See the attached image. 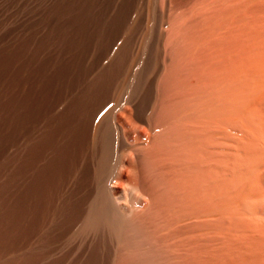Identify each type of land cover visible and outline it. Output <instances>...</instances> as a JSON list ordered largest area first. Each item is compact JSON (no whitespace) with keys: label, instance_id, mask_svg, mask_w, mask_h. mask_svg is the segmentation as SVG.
Segmentation results:
<instances>
[{"label":"rangeland","instance_id":"rangeland-1","mask_svg":"<svg viewBox=\"0 0 264 264\" xmlns=\"http://www.w3.org/2000/svg\"><path fill=\"white\" fill-rule=\"evenodd\" d=\"M211 1L0 0V264H71L70 260H72V258H87L88 251L86 252L87 254L84 255L82 250L76 249V247L84 240L89 244L92 239L91 236L93 237V233L79 234V231L76 230L78 225L74 228L72 227L74 226L73 220L79 215L80 207L84 205L87 200V195L92 190L96 172L95 169H97V167L94 168V166H98L97 159L99 158L97 157L99 155V144L96 143L100 141L97 137L98 135L94 134V131L95 129L97 131L99 130L105 117L109 116L108 119L112 125L115 123L114 118L121 116V121L125 123L124 125L126 127L124 132L122 127H119V130H117L115 125H112V128L117 130L115 131L117 134H114L116 140L114 139L113 143L114 158L115 164L119 162L118 166H120L121 162L128 165L129 156L132 157L133 155L129 152L131 149L129 151L127 150L130 146L129 142L125 141V139L128 140L130 138L131 143L136 137H145L150 133L148 132L150 130H148L149 123H147V119H149V116L151 117V114H154V110L157 107L159 92L163 91V67H165V63L169 62L170 53L174 50L173 47L172 49L171 47H167L169 46L167 39L172 37V35L174 39L182 34L187 35L184 31L178 34V28L181 19L185 16V12L195 3H210ZM232 1L233 0H231V3L227 4L229 7V4H232V7L228 8L227 11L229 12L230 9L234 11L230 14L227 12L229 15H232V17L228 15L229 17L227 18H232L234 21L238 19L237 17L239 15H242L240 12L238 13L237 10H242L244 12L247 10H243L242 8L239 9L240 6L237 7L238 5L235 3L236 0L233 1L234 4ZM258 1L255 0L253 3L257 2L258 4ZM236 7L238 9H236ZM178 10L181 11L178 12ZM235 12L237 14H235ZM247 12L249 14V11ZM259 17L262 18L263 15ZM239 21L242 22L238 24L236 22L235 25L237 27L238 25H244L243 20ZM229 22L230 21L227 23V29L230 27L229 25H231ZM262 37H264V35ZM175 43L178 44H176L177 46L174 48L181 47L180 39L179 42L176 41ZM228 49L227 43V50ZM228 55L229 53H227V56ZM229 57L230 56H228L227 59ZM165 59L166 61H164ZM257 60L255 62H257ZM230 64L228 66L227 61V72H230L232 68ZM256 69L255 66V71H257ZM261 72L262 71H260V73ZM97 77L101 78L100 87H98L101 93L97 92L98 89L96 90L91 87ZM251 78L253 79V76H249V79L245 82L247 85L249 84L248 82H250V86L245 85V88L246 86L247 88L244 89L246 90L245 94L250 91L248 96L254 94L253 90H255L256 87V81H251ZM251 84H253V87H251ZM239 89H236V96L240 94V92L237 91ZM248 89H252V92L251 90L248 91ZM240 97H242V95ZM260 97L264 98V94ZM256 100L254 99L252 100L254 102L251 101V103H249L250 106L253 103V106L250 108H248L249 104H247L246 108L248 109H246L247 112L245 114L243 112L244 106H242V113H240L241 110L239 111V109L241 108L237 107H241V105H239L241 103H239L234 107L237 109H234V114L231 115L232 117L230 116L231 118L228 120L229 122L239 121L238 123L241 125L243 123L242 126L238 124L241 128L244 127L243 129H238V125L234 127V125L229 126L230 124H227L229 128H237L240 133L246 130V134L241 135L237 133L239 132L237 129H234L238 134L237 140L239 144L237 145L239 147L233 144L228 148L227 145V176L229 178H227V187L223 191L225 193L222 194L224 197H222L221 200L226 208L228 207L226 212V215H228V225L233 217L231 216V218H229V215H232L233 211V214L237 213L236 211H240L239 215H243L245 218H248V214H250V218L248 219L250 221L249 223L245 221L247 220L245 218H242L244 221H240L239 223V225L245 227L246 230L241 228L242 226L235 228V225L239 226L236 223L233 229V223L228 227L231 229L227 228L230 230V232L227 230V233H229V235L227 234V237H229L228 240L234 238L232 235L236 236L235 234H238V237L232 240V245L229 244L231 240H229V243L227 242L229 246L227 247V260H229L227 264H257L259 260L258 264H264V250H262L264 249V213H261L262 211L264 212V200L263 204L259 203V198L261 197L262 199V196L264 197V183L261 182L264 177L261 178V176L259 179V175L264 176V160L260 162V165L263 163V167L259 165V167L263 168V170L261 169L263 173H258L257 166L255 172L250 171V175L245 176L243 171L235 167L241 155L245 156L249 167L250 165L252 166L254 161L259 157L255 155V148L246 149L245 146L250 140L255 143L257 141L261 143L264 140V133L261 134L264 132V122H262L264 111L261 114L259 111H255L257 107L261 105V101L262 103L264 102L263 99L259 102ZM255 101L258 102L259 105H254L256 103ZM91 102L96 103L92 105ZM76 103L77 106H75ZM93 106L96 107V109L92 108ZM152 106L156 107L153 108ZM262 107L264 110V105ZM254 108L256 109L254 110ZM95 110H97V112H95ZM248 110H250L249 113ZM253 110L258 112L260 116L263 115L261 119L256 118L257 113L253 114ZM127 112L129 114H127ZM90 113L96 114H93L94 116L91 117ZM252 114L256 116H253L254 120L257 119L259 125L262 124V129L260 126H257V122L255 123L254 120L247 121L253 118L250 117ZM74 116L79 118L81 124L89 122L92 118L93 120L91 119V122L93 128L89 138L90 141H88L89 139L87 140V142L90 143L86 144L87 142H85L86 145L75 143V149L77 151L75 150V153L72 152V157L67 149L70 146L72 147L73 144L70 145L68 144L69 142L65 143L70 138L68 132L66 136L65 128L69 120ZM234 116L240 119L236 121L235 119L237 118ZM142 118H145L144 120L146 121ZM246 118L247 120H245ZM242 119L244 122L246 121V124ZM96 122L98 123L95 124ZM131 122H133V124H131ZM234 122L233 124H235ZM249 122L252 123L249 125L250 128L247 126ZM253 124H256V127H258L257 130L260 129L262 132L257 133L255 125ZM95 125L97 127H95ZM135 125H137L136 132H133L135 131V127L133 128L132 126ZM137 127L139 130H137ZM245 127L248 128V130L245 129ZM230 130V132L234 131L232 129ZM255 132L259 135H255ZM236 133L233 132L235 138L237 135ZM247 134H249L250 138ZM244 135H246V137ZM256 136L260 138L261 141L258 140ZM239 137H241V139ZM126 142L128 143L126 144ZM228 143L229 141H227V144ZM263 143L264 142H262V144ZM254 146L257 147V145ZM261 148L264 152V147L262 146ZM250 149L253 150V152L250 151ZM235 150H237L236 154ZM230 151L234 152L231 153ZM231 158L234 161H232ZM249 159L252 160V162ZM58 162L59 164H57ZM232 165H234L233 168ZM125 168L120 166L118 170L122 171L121 169H123L122 172L127 173ZM73 170L74 172H72ZM247 170H249V168H247ZM38 171H40V174L43 172L44 175L36 181L34 177ZM229 173L231 174L229 175ZM258 179L260 180L259 182ZM229 180H231V182ZM34 182L38 184L37 186L35 185L36 187L33 184ZM28 185L33 186L34 191H36L33 192L34 194L30 192L26 194L27 198L29 197L28 199L24 196V198L18 200V197L16 198V196H13L15 193L19 192L23 186L24 188H26L25 186L28 188ZM18 186L20 189H18ZM25 190L26 189H23V191ZM248 195L252 196L248 197ZM244 196L248 197L250 200H253V198L257 196V199L251 202L247 198L246 202V200L244 201L243 199L245 198ZM25 199L26 201H24ZM240 202H245V204L242 203L241 206ZM250 204L251 207L248 206ZM258 204H260V207L257 206ZM238 205H240L241 209L237 207ZM232 207L238 208V210ZM245 207L247 208L246 212L243 211ZM258 208L261 209L259 210ZM36 209L38 211H36ZM28 211V214L25 213ZM24 214L27 215V218L30 217L27 219L29 223L26 222L24 226L16 224V222L19 221L18 219L21 216L23 217ZM251 214H255V216ZM218 216H220V214ZM235 216H237V214H235ZM219 218L220 217H218V219ZM239 218L241 219V217ZM215 219L217 220V218L213 220ZM233 219L235 218L233 217ZM255 222L256 224H254ZM225 224L222 225L224 226ZM246 224L249 225V227L246 226ZM252 224L253 227L251 228ZM40 225L42 226L41 228H39ZM66 225L69 226L68 229ZM237 229H241V231L244 230L243 234L246 232L249 233L248 236L246 234L241 235L242 232L239 230V232H241L239 233ZM231 230H237V233ZM71 233H73V235H71ZM85 235H89L91 239H87ZM251 235H254L258 240ZM237 238H239V241ZM250 238H253V240L251 241ZM259 238L261 239L260 241ZM247 239H249V241ZM69 242L75 243L69 244ZM240 242L243 245L240 244ZM113 243L114 242L109 240L107 245L109 249H111L110 246H112L113 253H116L118 248L116 249V242L114 245ZM238 243L241 248H239ZM248 243H250V246ZM234 244L236 246H234ZM63 250L65 251L64 253L62 252ZM72 250H74L72 252L73 254L70 255V251ZM76 251L77 253H75ZM232 256L234 258H232ZM59 258L61 262L56 263L57 260L60 261Z\"/></svg>","mask_w":264,"mask_h":264},{"label":"bare ground","instance_id":"bare-ground-1","mask_svg":"<svg viewBox=\"0 0 264 264\" xmlns=\"http://www.w3.org/2000/svg\"><path fill=\"white\" fill-rule=\"evenodd\" d=\"M254 1L255 0H236L235 3L238 5L236 6H240L239 9L242 8L243 10H247L249 11V14H251L249 15L247 11H245L247 13L246 14L242 10H237V12H240L242 15H239L237 17L238 19L234 21L232 18V20L227 18L229 16L232 17V15L229 14L234 11H231L232 9H230L229 12L227 11L228 8L232 7V4H229L230 7L227 5L228 3H231V0H214L210 3L198 2L192 5L189 10L185 12V16L181 19V23L178 28V34L184 31L187 35H179L180 38L175 36L177 38H175L176 40L172 35V37L167 39L169 45L167 47H171V49L173 47L174 50L170 53L169 62L165 63L166 65L163 67V91L159 92V98H157L158 104L156 102L157 107L155 106V108L152 106L155 108V112L154 114H151V117L149 116V119H147V123H149L148 130H150L147 131L150 133L147 136L144 135L145 137L137 135L139 137H136L131 143L130 138L128 140L125 139V141L129 142L130 146H128L129 149L127 148V150L129 151L131 149L129 152L133 155L132 157L129 156L128 165H125L122 162L120 164V166L124 168L126 167L125 170H127V173L122 172L123 169H121L122 171L118 170L120 167L118 166L119 162L115 164L114 158L113 143L115 139V131L119 130V127L123 128V132L126 129L124 125L125 123L121 121V116L115 117V123L112 124L115 125L117 130L112 128L108 119L109 116L104 118L98 131L95 129L94 134L98 135L97 137L100 141L99 143H96L99 144V155L97 153V158H99L97 159L98 166L96 164V166H94V168L97 167V169H95L96 172L94 171L95 176L92 190L87 195V200L84 205L80 207L78 213L79 215L73 220L74 226L72 227L74 228L78 225L76 230L79 231V234L93 233V237L91 236V239L89 238L90 234L88 236L85 235L87 239H91L89 244H87L85 240L81 241L78 246L75 244L77 246L76 249L82 250L84 255L88 254L86 259L84 257H76V259L71 257V264H227V261H229L227 260V247H229L228 243L229 240H231H228L229 237H227L229 235L227 230L231 229L228 227L229 225H232L231 223H233V227L231 226L233 229L235 223L239 225L240 221H244L242 218H245L243 215H239L240 211H236L237 213L234 214L233 211L232 215H229V218L233 216L235 219L232 217L231 222L229 221L228 225V215H226L228 207L226 208L221 200V198L224 197L222 194L225 193L223 191L227 187V178H229L227 176V145L229 148V146L233 144H235L234 146L239 144L237 140V133H240V131L238 129L244 128H241L238 125L240 124L238 123L239 121H237L240 119L239 117L234 116L237 118L235 119L237 122L233 121L235 124H233V122H229L228 120L235 112L234 107H236L239 103H241L239 104L241 107H237L241 108L239 109V111L241 110L240 113H242V106H244L245 108L243 112L245 114L247 112L246 109L253 106V103L251 106L249 104L252 100H256L258 98L256 101L259 102L263 99L264 102V98L260 97L264 94V39H262L264 38L262 37L264 35V0H256L258 1V4L260 2L259 5L257 2H255L256 4L253 3ZM237 7L236 9H238ZM180 11L181 10H178V12ZM235 14L237 13L235 12ZM258 15H263V17L261 18ZM239 20H243L244 25H238L237 27L235 25L236 22L237 24L242 22ZM228 21H230L229 23H231V25L229 26L232 28L229 27L227 29ZM179 39L181 47L174 48L177 46L176 44H178L175 42H179ZM227 43L229 47L228 50ZM227 53H229L228 56H230L228 59ZM256 60L257 62H255ZM164 61H166V59ZM227 61L228 66L231 62L230 65L232 68L230 67V72H227ZM254 65L256 66L257 71H255ZM260 71H262V74ZM251 75L253 76L251 81H256V87L254 86V94H251L252 96H248L250 94L249 90L252 92V89H254H248L249 92H246L247 94H245L246 90L244 89H246L248 85L250 86V82H248V85L245 82L249 79V76L252 77ZM100 79V77H97L91 87L97 90L98 87H100ZM245 85H247L246 88ZM251 87H253V84H251ZM236 89L241 90L237 91L240 92L238 95L239 97L242 95V97H240L241 101L243 99L242 102L239 100V97L236 96ZM97 92H99V89ZM258 102L254 105H259ZM77 103L75 106H77ZM95 103L96 102L92 103V105H95ZM247 104H249L248 108H246ZM260 104L261 105L258 106L259 108H254V110L256 109L255 111H259L261 114L264 111L262 109L264 103L261 101ZM92 108L96 109L94 106ZM249 111L250 110H248V113ZM255 111L253 114L257 113V117L253 114L250 115V117L254 116L261 119V116L263 115L260 116V114ZM95 112H97V110H95ZM93 114H91V117L94 116ZM127 114L129 113L127 112ZM254 117L248 120L246 118L245 120L253 121ZM91 119L85 124H81L79 118L75 116L69 120V123L65 128V134L67 136L68 132L70 134V138L68 136L69 140L65 143L69 142L68 144H73L72 147H69L70 149H67L69 150L70 156L73 157L72 152L75 153V143H81L84 145L90 138L93 128ZM243 119L242 121L244 122ZM263 119L264 118H262V122H264ZM251 122L247 124L248 127L252 124ZM254 122H257V126L261 127L262 124L259 125L257 119H255ZM97 123L98 122L95 124ZM131 124H133V122H131ZM227 124H230L229 126L234 125V127L238 125V129H236L239 132L236 133V129L234 128V130L233 127L229 128ZM253 125H255L257 133L262 132L260 129L257 130L258 127H256V124ZM136 126L137 125L132 126L133 128L135 127V131L133 132H136ZM95 127L97 126L95 125ZM138 127L137 130H139ZM246 127L245 129L248 130ZM230 129L234 130L233 132L237 134L236 138L233 136V132H230ZM244 131L240 134H246V130ZM263 133L264 132L261 134ZM247 135L250 138L249 134ZM255 135L258 136L259 134H256L255 132ZM244 136L246 137V135ZM239 138L241 139V137ZM257 139L261 141L260 138ZM254 140L257 141L256 139ZM88 141H90V139ZM227 141H229L228 144ZM128 142H126V144ZM262 142H264V140ZM262 142L258 143L257 141L256 144L250 140V142L245 145L246 149L255 148V155L259 156L254 161L252 166H248L249 164L245 159V156H239L237 161L238 164L237 166L235 165V167H238L241 171H243L245 176H249L251 172H255L257 166V171H259L258 173H263V163L260 165V162L264 160V152L261 148L262 146L264 147V143L262 144ZM88 143L90 142H87L86 144ZM254 145H257V147ZM237 147L239 146L237 145ZM250 151L253 152L251 149ZM236 152L237 150H235V154ZM250 161L252 162V160ZM57 164H59V162ZM259 165L263 168L259 167ZM233 167L234 165H232V168ZM247 168H249V170H247ZM259 169L262 170L260 171ZM72 172H74V170ZM230 174L231 173H229V175ZM43 175V172L40 174V171H38L34 178H36L37 181V179L39 180V178ZM260 177L263 178L264 176L259 175V179ZM259 179L258 182L260 181ZM229 181L231 182V180ZM261 182L264 183V178ZM33 184L34 186L38 185L35 182ZM25 187L26 188L23 186L17 193L14 192L15 195L13 196H16V198L18 197L17 199L20 200L29 192H36L34 191L33 186H29L28 188L27 186ZM18 189H20L19 186ZM23 189L26 190L23 191ZM251 196L248 195V197ZM248 197L243 198L244 201L246 200L247 202ZM256 197H252L254 201L257 199ZM28 198L26 196V199ZM263 198V196L262 199L261 197L259 198L260 204H263ZM26 199L24 201H26ZM253 200L249 199L251 202H253ZM240 203L241 206L242 203L245 204V202ZM260 204L257 206L260 207ZM248 206L251 207V204ZM237 207L241 209L240 205ZM246 207L243 209L244 212H246L247 208H249ZM232 208L238 210V208ZM36 211L38 210L36 209ZM25 213L28 214L29 211ZM216 213H219L220 216ZM261 213L264 212L262 211ZM235 214H237L238 217L235 216ZM248 215V218H245L247 219L245 221L249 223L250 221L248 219L250 218V214ZM251 215L255 216V214ZM213 217L217 218V220H213ZM218 217L220 218L218 219ZM239 217H241V219ZM258 217L255 218L259 219ZM29 218H27V215L24 214L23 217L21 216L18 219L19 221H17L16 224L24 226L26 225V222L29 221L27 220ZM222 224H225L226 226L224 225V227ZM254 224H256V222ZM41 225L39 228L44 226ZM241 226L235 225V228H239ZM246 226L249 227L247 224ZM252 227L253 224L251 228ZM68 228L69 226L67 229ZM241 228L246 230L243 226ZM237 230L238 232L239 230L241 231V229ZM237 230L231 231L237 233ZM244 230L241 231V235L246 234L248 236L249 233L247 232L243 234ZM228 231L230 232V230ZM71 235H73V233H71ZM235 235L236 236H232L234 238L238 237V234ZM251 236L254 237V235ZM234 238H232V240H234ZM237 239L239 241V238ZM109 240L114 243L116 242L117 247L114 246L116 249L118 248L116 253H113L112 246H110L111 249L108 248L107 244ZM232 240L229 243L231 245V242H233ZM247 240L249 241V239ZM250 240L252 241L253 238H250ZM260 240L261 239L259 238V241ZM74 243L75 242H69V244ZM240 244L242 243L240 242ZM240 244L238 245L239 248H241ZM249 244L250 243H248V245ZM236 245L234 244V246ZM64 250L62 251L63 253L65 252ZM73 251L74 250L70 251V255L73 254ZM75 253H77V251ZM232 258L234 257L232 256ZM59 260L60 261L57 260L58 262L56 261V263L61 262L60 258Z\"/></svg>","mask_w":264,"mask_h":264}]
</instances>
